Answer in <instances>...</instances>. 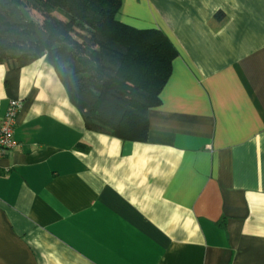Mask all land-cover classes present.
<instances>
[{
    "label": "crops",
    "instance_id": "obj_1",
    "mask_svg": "<svg viewBox=\"0 0 264 264\" xmlns=\"http://www.w3.org/2000/svg\"><path fill=\"white\" fill-rule=\"evenodd\" d=\"M178 51L146 141L87 129L41 57L0 63V264H264V0H122Z\"/></svg>",
    "mask_w": 264,
    "mask_h": 264
},
{
    "label": "trees",
    "instance_id": "obj_2",
    "mask_svg": "<svg viewBox=\"0 0 264 264\" xmlns=\"http://www.w3.org/2000/svg\"><path fill=\"white\" fill-rule=\"evenodd\" d=\"M121 10L122 0H0V63L45 56L87 129L146 141L178 51L163 31L122 22Z\"/></svg>",
    "mask_w": 264,
    "mask_h": 264
},
{
    "label": "built area",
    "instance_id": "obj_3",
    "mask_svg": "<svg viewBox=\"0 0 264 264\" xmlns=\"http://www.w3.org/2000/svg\"><path fill=\"white\" fill-rule=\"evenodd\" d=\"M21 108V101L11 100L5 116L0 117V159L16 145L15 126Z\"/></svg>",
    "mask_w": 264,
    "mask_h": 264
},
{
    "label": "rangeland",
    "instance_id": "obj_4",
    "mask_svg": "<svg viewBox=\"0 0 264 264\" xmlns=\"http://www.w3.org/2000/svg\"><path fill=\"white\" fill-rule=\"evenodd\" d=\"M54 14H55L56 16L62 18V16H61L59 13H54ZM31 15H32L33 19L36 20V21H38V22H42L43 19H44L42 13L39 12V11H37V10H35V9L31 10Z\"/></svg>",
    "mask_w": 264,
    "mask_h": 264
}]
</instances>
